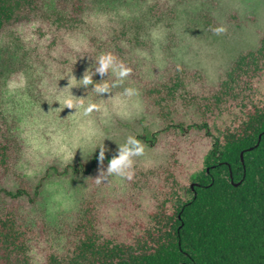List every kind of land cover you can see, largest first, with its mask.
Masks as SVG:
<instances>
[{
    "label": "rangeland",
    "instance_id": "1",
    "mask_svg": "<svg viewBox=\"0 0 264 264\" xmlns=\"http://www.w3.org/2000/svg\"><path fill=\"white\" fill-rule=\"evenodd\" d=\"M60 1L66 0H41L43 12L58 10ZM86 4L81 16L86 27L82 23L57 33L51 22L30 14L0 31V141L8 137L11 143L5 166L0 164V208H13L30 224L35 262L46 248L64 251L83 210L95 213L100 232L124 237L148 223L170 186L166 170L180 186L188 185L203 167L211 136L234 120L236 108L221 105L202 115L193 104L178 101L164 129L153 106L146 103L144 86L180 70L196 75L197 84L187 77L188 87L216 85L231 61L241 52L255 50L264 37V0H88ZM121 21L141 29L142 40L125 57L132 70L129 76L101 95L91 91L92 85L71 88L69 80L80 79L93 68L88 57L100 55L96 50L104 32ZM218 27L224 30L217 34L213 29ZM21 74L25 87L10 91L8 81ZM104 78L115 79L107 72L98 77ZM125 87L138 90L133 98L137 104L129 101L114 107V97ZM66 89L75 99L103 108L82 116L59 105L56 97ZM253 96L264 103V73ZM184 99L188 100L187 94ZM178 121L190 128L182 130ZM129 135L145 149L135 158L133 178L110 177L97 185L99 171L107 168ZM102 146L103 161L94 160ZM148 170L152 173L142 175Z\"/></svg>",
    "mask_w": 264,
    "mask_h": 264
},
{
    "label": "trees",
    "instance_id": "2",
    "mask_svg": "<svg viewBox=\"0 0 264 264\" xmlns=\"http://www.w3.org/2000/svg\"><path fill=\"white\" fill-rule=\"evenodd\" d=\"M86 1H60L58 10L45 14L41 0H0V31L27 20L30 14L51 22L57 33L69 31L84 22L81 16ZM121 22L107 28L96 51L111 53L127 66V53L142 39L137 24ZM95 55L88 57L93 68ZM262 73L264 37L255 50L239 53L211 87H188L189 74L183 70L153 78L144 86V98L164 129L178 101L193 104L202 115L221 105L236 108L234 120L218 135L211 134L203 167L191 176V182L180 186L166 170L170 186L149 214L148 223L139 224L137 232H126L124 237L100 232L95 213L83 210L64 251L46 248L40 262L33 261L30 254V224L18 218L13 208L1 207L0 264H264V103L254 101L253 96ZM98 77L101 75L95 73L93 80ZM189 77L196 83L195 74ZM178 125L182 130L190 128L181 121ZM3 139L0 164L5 166L11 143L8 137ZM98 157L96 152L92 158ZM77 166L72 167L76 170ZM149 173L151 170L142 175Z\"/></svg>",
    "mask_w": 264,
    "mask_h": 264
},
{
    "label": "clouds",
    "instance_id": "3",
    "mask_svg": "<svg viewBox=\"0 0 264 264\" xmlns=\"http://www.w3.org/2000/svg\"><path fill=\"white\" fill-rule=\"evenodd\" d=\"M223 30V28L219 27L213 29L217 34ZM131 71V68L126 66L124 62L120 61L113 54L102 53L95 60L94 68L86 69L80 79L69 80V85L71 88L73 86H84L87 88L88 85H92L91 91L95 92L97 95H101L102 93L109 92L111 88L122 84ZM106 72L115 79L111 82L106 78L100 79L99 81L93 80V75L95 73H99L103 76ZM25 83V78L21 74L19 77L9 80L7 88L10 91L15 92L17 89H23ZM137 96V89L133 87H125L121 94L114 97L113 106L117 107L124 105L129 101L136 105L137 101L133 98ZM56 101L59 102V105L62 104L63 107L67 106L69 108H74L76 112L82 116H88L93 110L103 108L102 104L92 103L91 101L85 104L83 100L75 99L72 95L68 94V89H66L64 93H61L60 96H57ZM97 135H101V133H97ZM99 148L101 149L99 152V160L102 162L104 159V147L102 146ZM144 151V145L141 141L137 139L136 136L129 135L122 144L118 145L117 154L108 160L107 168H102L99 171V175L95 178V183L99 185L102 182L107 181L110 177L121 181L131 180L134 175L133 165L135 158L143 156Z\"/></svg>",
    "mask_w": 264,
    "mask_h": 264
},
{
    "label": "water",
    "instance_id": "4",
    "mask_svg": "<svg viewBox=\"0 0 264 264\" xmlns=\"http://www.w3.org/2000/svg\"><path fill=\"white\" fill-rule=\"evenodd\" d=\"M259 139H260V134H259V136H258V141H259ZM258 141L255 143L254 146H256V145L258 144ZM254 146L249 147L247 150H251ZM242 156H243V152H240V158H241V160H242ZM207 170H208V169H207ZM230 178H231V173H230ZM233 184H234V185H237L238 182L233 183ZM191 188H193V184H191Z\"/></svg>",
    "mask_w": 264,
    "mask_h": 264
}]
</instances>
